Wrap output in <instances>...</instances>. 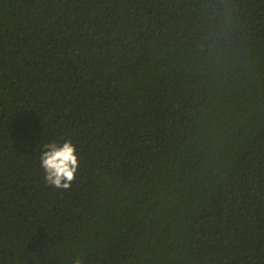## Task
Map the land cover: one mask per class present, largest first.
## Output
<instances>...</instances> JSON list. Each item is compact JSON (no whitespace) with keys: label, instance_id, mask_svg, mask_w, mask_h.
Instances as JSON below:
<instances>
[{"label":"trees","instance_id":"1","mask_svg":"<svg viewBox=\"0 0 264 264\" xmlns=\"http://www.w3.org/2000/svg\"><path fill=\"white\" fill-rule=\"evenodd\" d=\"M76 257L264 264V0H0V264Z\"/></svg>","mask_w":264,"mask_h":264},{"label":"clouds","instance_id":"2","mask_svg":"<svg viewBox=\"0 0 264 264\" xmlns=\"http://www.w3.org/2000/svg\"><path fill=\"white\" fill-rule=\"evenodd\" d=\"M40 166L48 185L57 189L70 188L80 167L76 145L71 139L45 143L40 154ZM74 264H82L80 257L75 258Z\"/></svg>","mask_w":264,"mask_h":264}]
</instances>
